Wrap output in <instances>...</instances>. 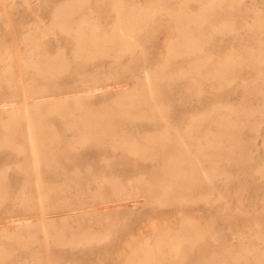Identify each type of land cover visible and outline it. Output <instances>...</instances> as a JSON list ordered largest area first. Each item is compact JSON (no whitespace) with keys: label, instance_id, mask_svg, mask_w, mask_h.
Wrapping results in <instances>:
<instances>
[{"label":"rangeland","instance_id":"374dc122","mask_svg":"<svg viewBox=\"0 0 264 264\" xmlns=\"http://www.w3.org/2000/svg\"><path fill=\"white\" fill-rule=\"evenodd\" d=\"M67 1L0 0V76L6 67H11L19 75L20 86L28 87L35 75L23 59L26 54L23 37L39 30L45 33L42 50L49 56H62L65 71L61 74L60 90L67 92L76 87L78 79L72 75L77 64L74 59L76 41L53 26L57 9ZM148 1L122 0V8L117 10L116 0H89L85 10L97 18L103 29L111 30L131 5H144ZM169 1L172 3L177 0ZM189 4L194 10L200 7L198 1ZM240 5L242 10L237 18V32L217 36L207 51L223 55L246 43L264 46V32L250 25L255 21L256 14L264 13V0H242ZM177 35L178 27L169 14H155L144 27L135 30L134 42L121 58L104 56L89 67L85 83L91 84L92 78L103 79L104 83L100 82V86L89 96L81 94L80 106L90 105L100 110L131 92L146 73L150 74L164 66L169 47ZM185 65L183 57H176L173 61L174 69ZM194 82H176L165 95L166 104L171 106L170 124L138 120L121 124L119 128L132 134L147 133L148 137L155 132H169L174 139L176 129H183L186 122L204 113L213 103H227L231 107L249 103L260 110L240 127L242 144L232 146L228 157L217 161L219 176L203 181L180 200H163L154 190L139 195L132 190L136 179L142 178L152 184L160 179L167 164L165 159L171 151L170 144L155 159H142L122 148L108 145H77L71 162L63 164L58 175L60 183L70 177H76L77 183L72 186L65 184L61 194L50 193L46 197L48 207L52 208L64 197H68L69 202L79 204L82 199H87V195H96L101 190L106 199L111 190L108 184L110 179L124 187L121 192L123 198L116 204L103 203L100 198L85 201L89 209L87 214L78 213V205L70 206L69 209L62 207L57 214L49 211L48 214L55 217L56 222L66 219L72 225V231L89 229L96 237L90 244L48 245V262L125 264L126 261H132L130 256L139 253L140 247L146 242L152 244L154 239L160 240L161 255L175 254L172 246L178 245V253L185 256L178 264H233L237 261L240 264H254L253 255L264 254V173L261 172L264 169V108H259L264 104V80L256 79L254 73L244 71L236 81L218 91L211 90L208 83L200 81L195 85ZM198 84L203 91L195 94L194 89ZM244 84L253 88L249 96L246 95ZM17 96L18 91L0 81V119L7 116L4 101L11 98L18 100ZM70 101L68 98L67 107ZM23 103H28V99L24 98ZM49 119V125L57 138L44 140L48 150L57 151L64 138L75 143L76 131L64 130L56 115H51ZM209 127L214 126L202 124L198 131ZM27 160L28 157L17 152L16 147H0V179L3 184L0 198H5L0 205V250L11 253V258L0 264H36L38 261L32 254L38 252L39 243L21 252L13 240L6 241L3 235L4 232H15L17 223L24 220L23 216L32 213L22 209L18 203L19 189L26 182L39 181L42 175L49 184H53L56 177L52 173L44 175L40 163L33 167L34 172L25 175L19 168ZM7 195L10 197L6 198ZM184 228L199 233L195 242L169 240ZM36 237L40 240L43 235ZM171 261L160 260L163 264Z\"/></svg>","mask_w":264,"mask_h":264},{"label":"bare ground","instance_id":"6f19581e","mask_svg":"<svg viewBox=\"0 0 264 264\" xmlns=\"http://www.w3.org/2000/svg\"><path fill=\"white\" fill-rule=\"evenodd\" d=\"M191 1H198L200 7L197 10L191 9ZM241 1L177 0L170 3L169 0H150L144 5H131L111 30H105L97 18L85 10L89 0H68L57 9L53 21L54 27L76 41L74 59L77 64L72 75L76 76L78 84L67 92H62L59 86L61 74L65 71L62 56H49L42 50L45 33L36 30L34 34L23 37L26 45L23 59L35 77L28 87H23L20 86L21 81L16 70L11 67H6L0 76V81L6 82L19 95L18 100L11 98L3 103L7 116L0 119V147H16L17 152L28 157L27 162L19 168L25 175H29L33 167L40 163L44 175L52 173L56 177L53 184H49L42 175L39 181L26 182L19 189L18 203L22 209L32 213L23 216L24 220L17 223L15 232L3 233L6 241L13 240L21 252L39 243L38 252L32 254L38 260L36 264H55L48 262V245L55 247L92 243L96 236L91 230L72 231V225L66 219L56 222L55 217L48 212L57 214L62 207L69 209L70 206L78 205V213L87 214L89 209L85 201L100 198L103 203L116 204L123 198L121 192L124 187L118 181L110 179L108 184L111 190L106 199L104 191L101 190L96 195H87V199H82L79 204L69 202V198L64 197L63 201L49 208L46 197L50 193L61 194L65 190V184L72 186L77 183L76 177H70L61 183L58 181L62 165L71 162L77 145H108L122 148L142 159H155L170 144L171 151L165 159L167 164L159 176L160 179L153 184L143 181L142 178L136 179V184L131 189L139 195L154 190L163 200H180L186 198L191 189L198 187L203 181L219 176L216 171L217 161L227 158L232 146L242 144L240 127L260 110L249 103H243L239 107H231L227 103H213L204 113L186 122L183 129H176L174 139L169 132H155L148 137L147 133H129L119 128V125L138 120L155 123L164 121L170 124L171 106L166 104L165 95L176 82L192 80L196 85L201 81L208 83L211 90L218 91L236 81L244 71L252 72L256 79L264 80V46L246 43L223 55L207 51L209 44H213L217 36L226 32H237V18L242 10ZM115 6L120 10L122 0H116ZM161 12L169 14L178 27L177 38L169 47L164 66L150 74L146 73L131 92L100 110L90 105L80 106L81 94L89 96L100 86V82L104 83L103 79L98 78H92L91 84L85 83L88 80L89 67L104 56L121 58L130 49L132 41L134 42L135 30L144 27L151 17ZM250 25L264 32V13L256 14L255 21ZM176 57H183L186 65L174 69L173 61ZM244 86L246 95L249 96L253 88L248 84ZM202 91L199 84L194 89L195 94ZM24 98L28 99V103H23ZM68 98L71 101L67 107ZM259 108L263 109L264 104ZM51 115L60 119L64 130L76 131L75 143L64 138L57 151L47 149L44 140L56 137L49 125ZM202 124L214 127L199 132L198 127ZM261 172L264 173V169ZM2 188L0 179V196ZM8 197L10 196L7 195L6 198ZM4 200L5 198H0V205ZM39 234L43 235L40 240L36 237ZM198 235V232L184 228L169 240L193 243ZM25 236L29 238L24 239ZM172 249L176 251L175 254L161 255L160 240L154 239L152 244L146 242L140 247L139 253L130 256L132 261H126L125 264H163L161 259H171L169 264H178L185 256L178 253V245L172 246ZM10 258V252L0 250V263H5ZM253 258L254 264H264V254H254ZM233 264L240 263L237 261Z\"/></svg>","mask_w":264,"mask_h":264}]
</instances>
